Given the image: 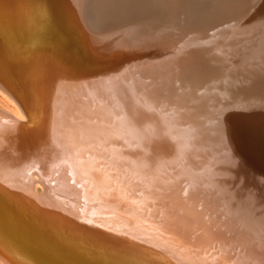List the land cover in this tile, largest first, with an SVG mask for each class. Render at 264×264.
Masks as SVG:
<instances>
[{
  "label": "bare ground",
  "instance_id": "bare-ground-1",
  "mask_svg": "<svg viewBox=\"0 0 264 264\" xmlns=\"http://www.w3.org/2000/svg\"><path fill=\"white\" fill-rule=\"evenodd\" d=\"M146 1L0 0L3 264H264V0Z\"/></svg>",
  "mask_w": 264,
  "mask_h": 264
},
{
  "label": "water",
  "instance_id": "water-1",
  "mask_svg": "<svg viewBox=\"0 0 264 264\" xmlns=\"http://www.w3.org/2000/svg\"><path fill=\"white\" fill-rule=\"evenodd\" d=\"M211 2L214 5L213 0H211ZM203 4H204V1H200V0L196 1L195 2V6H194L195 7V11L198 12V14H199V16L201 18V19H199L200 22H204L207 25L211 26L210 22L212 21L211 20L212 11H209V10L207 11L206 6L204 5V7H203ZM213 5H212V7H213ZM240 5L241 4H237L236 6H240ZM145 6H148V1H146V0H127V1H124V0H109L108 14L110 15L111 19H110V17L107 19V20H109V22H108V24L106 26H109V28H111V25H113V23H115V21H117L116 19H119V20L122 19V21L123 20H128L129 21V20H131V18H133V19H137L138 18L139 19L140 18V14L143 13L144 10H146ZM229 6H230L229 9L231 7H233L232 4H230ZM241 6H242L241 7L242 9H241L240 18L242 16V13L244 14V9L247 7V5L246 6L241 5ZM120 7H121V9H120ZM223 7H225V4L222 5V8ZM188 8H189V6H188ZM229 9H227L226 11H228ZM116 14H119L118 15L119 18L116 16ZM112 17H114V18H112ZM260 107L263 108V105H261ZM261 115H262V118L264 119V109H262V114ZM262 118H261V122H263ZM258 126H256V128ZM244 128H245V130H249V131L251 129L252 130L256 129V128H254L251 125H246Z\"/></svg>",
  "mask_w": 264,
  "mask_h": 264
},
{
  "label": "rangeland",
  "instance_id": "rangeland-1",
  "mask_svg": "<svg viewBox=\"0 0 264 264\" xmlns=\"http://www.w3.org/2000/svg\"><path fill=\"white\" fill-rule=\"evenodd\" d=\"M0 109L5 112H8L12 115L19 116L18 109L14 103H12L2 92H0ZM37 190H40V187H36ZM0 264H3L0 261Z\"/></svg>",
  "mask_w": 264,
  "mask_h": 264
}]
</instances>
